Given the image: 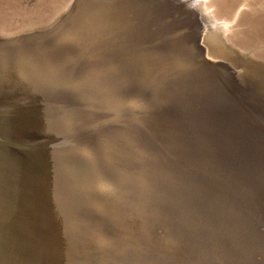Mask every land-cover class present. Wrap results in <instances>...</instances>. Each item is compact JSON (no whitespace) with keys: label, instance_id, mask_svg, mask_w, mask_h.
I'll use <instances>...</instances> for the list:
<instances>
[{"label":"rangeland","instance_id":"374dc122","mask_svg":"<svg viewBox=\"0 0 264 264\" xmlns=\"http://www.w3.org/2000/svg\"><path fill=\"white\" fill-rule=\"evenodd\" d=\"M235 1L245 16L233 30L257 47L258 64L227 70L193 57L200 33L187 19H167L159 5L156 12L139 0H0V139L12 144L0 145V168L17 208L15 237L37 234L44 244L60 225L68 264H264V148L252 125L264 128V0ZM99 121L107 122L98 128ZM68 149L76 162H65ZM46 156L58 171L66 163L69 176L42 175L35 162Z\"/></svg>","mask_w":264,"mask_h":264},{"label":"bare ground","instance_id":"6f19581e","mask_svg":"<svg viewBox=\"0 0 264 264\" xmlns=\"http://www.w3.org/2000/svg\"><path fill=\"white\" fill-rule=\"evenodd\" d=\"M65 2H70V0H63ZM106 1V0H105ZM120 0H114V3L115 2H119ZM123 1V0H121ZM127 2V0H124ZM140 2H143L144 4H148V5H151L153 6L152 9H154L155 11L158 10V7L156 6H160L159 9H163V10H160L161 14L163 12H165L166 16H167V19H172L177 21H181V18H183V20H186V27H189V28H194L196 29V32L197 33H200V44L202 45V47H198L194 44V46H192V50H193V57H202L205 59V61L209 60L211 62H214L213 60H218V61H223V62H226V64L228 63L227 67L225 68L224 66H216V67H219V68H222V69H236V68H240V67H247V68H250V67H253V64H258L256 60L258 58V54L254 53V51L257 49V47H254L255 45L252 44L251 42H249L247 40V37L246 35H244L243 33H241L240 31H235L233 30L234 29V25L232 26V23L234 21L237 20V18L239 19V16L241 14V11H239V9L237 8H240V4H238L237 1L233 2V0H231L232 2L230 3V10L226 11V10H222L220 8H218V5L221 4L222 1H226V0H189L188 2L186 0H139ZM239 1V0H238ZM244 1V0H243ZM248 2V0H245L244 2ZM109 2V1H108ZM220 2V3H219ZM240 2V1H239ZM242 2V1H241ZM240 2V3H241ZM251 2V1H250ZM98 3V2H97ZM110 3V2H109ZM152 3H154V5H152ZM219 3V4H218ZM226 3V2H225ZM255 3V2H254ZM66 4V3H65ZM99 4V3H98ZM111 4V3H110ZM234 4V5H233ZM243 4V3H242ZM241 4V5H242ZM247 4V3H246ZM250 4V3H249ZM253 4V3H252ZM257 4V3H256ZM106 6V5H105ZM232 6H236V9L235 10H232ZM66 7V6H65ZM156 9H155V8ZM251 7V6H250ZM60 8V7H59ZM214 8H217L216 10H214ZM234 8V7H233ZM117 9V8H115ZM210 11H209V10ZM150 10V9H149ZM153 10V11H154ZM85 11V10H84ZM117 12V11H115ZM151 12V10H150ZM157 12V11H156ZM102 13V12H101ZM60 14V13H59ZM106 14V13H105ZM169 14V15H168ZM150 15V14H149ZM56 16V15H55ZM164 15V17H166ZM241 16H245L244 14H241ZM157 17V16H156ZM201 18V20L199 18ZM57 18V17H56ZM112 18V17H111ZM244 17H242L243 19ZM253 18V17H252ZM251 18V19H252ZM255 18V17H254ZM55 19V18H54ZM104 19V18H103ZM258 19V18H257ZM153 20V19H152ZM166 20V19H165ZM254 20V19H253ZM249 21V20H248ZM197 22V23H195ZM162 23H165V22H162ZM173 24H175L173 22ZM181 24V23H180ZM180 24H177V25H173L174 27H176L177 29V26L180 27ZM185 24V23H184ZM183 24V25H184ZM196 24V26H195ZM43 25V24H41ZM32 27V26H30ZM160 27V26H159ZM182 27V26H181ZM185 27V28H186ZM106 28V27H105ZM115 28V27H114ZM135 28V27H134ZM133 28V29H134ZM166 29V28H165ZM183 29V28H182ZM8 30V29H7ZM20 31V30H19ZM103 31V30H102ZM191 31V30H190ZM16 32V31H15ZM14 32V33H15ZM196 32H192L191 31V34H188L187 36L188 37H191V39L193 38L194 35H196ZM186 35V34H185ZM199 35V34H198ZM103 36V35H102ZM115 36V35H114ZM8 38V37H7ZM105 38V37H104ZM238 40V45L235 44V40ZM117 42V41H116ZM190 43H192L190 41ZM191 45V44H190ZM42 46V45H41ZM234 47H236V50L234 49ZM245 52H250L251 53V56H248ZM128 54V53H127ZM141 54V53H140ZM166 54V53H165ZM141 56V55H139ZM147 57V56H146ZM191 57V56H190ZM124 58V57H123ZM139 58V57H138ZM260 58V57H259ZM125 59V58H124ZM131 59V58H130ZM144 59V58H143ZM137 60V59H136ZM142 60V59H141ZM192 60V59H191ZM253 60H256V62H254ZM110 61V60H109ZM113 61V60H112ZM128 61V60H127ZM134 61V60H133ZM138 61V60H137ZM143 61V60H142ZM197 61V60H196ZM121 62V61H119ZM117 61V63H119ZM124 62V60L122 61ZM194 62V61H193ZM198 62V61H197ZM3 63V62H2ZM7 63V61H6ZM203 63V62H202ZM201 63V64H202ZM250 63H252V65H250ZM262 63V62H261ZM116 64V63H115ZM128 64V63H126ZM196 64V63H195ZM200 64V65H201ZM19 65V64H18ZM117 66L121 65V64H116ZM124 65V63H123ZM204 65V64H202ZM208 65V64H207ZM207 65H206V68H207ZM20 66V65H19ZM18 67V66H17ZM201 67V66H200ZM204 67V66H203ZM201 67V68H203ZM264 67V65H263ZM205 68V69H206ZM213 68V67H212ZM211 69V68H209ZM23 70V69H22ZM55 70V69H54ZM74 70V69H73ZM198 70H200V68H198ZM208 71V70H206ZM202 72V70H201ZM7 73V72H6ZM11 73V72H10ZM208 73V72H207ZM210 74H211V71H210ZM238 74V73H237ZM262 74H264V72H262ZM12 75V74H11ZM51 75V74H50ZM244 75V74H243ZM13 76H15L13 74ZM30 76V75H29ZM81 76V75H80ZM103 76V75H102ZM207 76V75H206ZM220 76H221V73H220ZM209 78V77H208ZM213 78V77H212ZM216 78V77H215ZM235 78H237L239 81H240V85L242 84L241 82V79L242 77L238 74L235 76ZM211 79V77H210ZM206 80V79H205ZM216 80V79H214ZM55 81V80H54ZM237 81V80H236ZM17 82V81H16ZM19 82V81H18ZM28 82V81H27ZM82 82V81H81ZM218 82V81H217ZM252 82V81H251ZM11 83V82H10ZM20 83V82H19ZM75 83H78L75 81ZM13 84V82H12ZM23 84V83H22ZM21 84V85H22ZM50 84V83H49ZM86 84V83H85ZM100 84V83H99ZM234 84V83H233ZM17 85V84H15ZM19 86V84H18ZM26 86V85H25ZM57 86V85H56ZM89 86V85H88ZM219 86V85H218ZM239 86V85H238ZM48 87V86H47ZM67 87V86H66ZM8 88V87H7ZM16 88V87H14ZM18 88V87H17ZM20 88V87H19ZM22 88H23V85H22ZM82 88V87H81ZM239 88V87H238ZM245 88V87H244ZM21 89V88H20ZM48 89V88H47ZM66 89V88H65ZM8 90V89H6ZM10 90V89H9ZM18 90V89H17ZM22 90V89H21ZM25 90V89H24ZM31 90V89H30ZM33 90V89H32ZM49 90V89H48ZM61 90V89H59ZM221 90V89H220ZM239 90H241V92L243 93V96L244 97H247L246 96V92L244 89L242 88H239ZM13 91V90H12ZM58 91V90H57ZM56 91V92H57ZM64 91V89H63ZM61 90V92H63ZM9 92V91H8ZM16 92V91H15ZM49 92V91H48ZM60 92V91H58ZM251 92V91H250ZM6 93V92H5ZM18 93V92H17ZM21 93V91H20ZM25 93V92H24ZM51 93V92H50ZM63 93H67V92H63ZM213 93V92H212ZM12 94V93H11ZM53 94V93H52ZM227 94V93H226ZM26 95V94H25ZM43 95V94H42ZM41 95V97H42ZM214 95V94H213ZM249 95V93H248ZM251 95V94H250ZM260 95V94H259ZM23 96V95H22ZM29 96V95H28ZM39 96V95H38ZM37 96V97H38ZM48 96V95H47ZM56 96V95H55ZM106 96V95H105ZM212 96V95H211ZM210 96V97H211ZM27 97V96H26ZM33 97V96H32ZM31 97V99L33 100V98ZM36 97V98H37ZM52 97V96H51ZM231 97V96H230ZM255 97V96H254ZM259 97V96H258ZM264 97V96H263ZM262 97V98H263ZM21 98V97H20ZM35 98V99H36ZM105 98V97H104ZM25 99V98H24ZM29 99V98H28ZM108 99V98H107ZM124 99V98H123ZM254 99V98H253ZM26 100V99H25ZM41 100V98L39 99ZM67 103L69 102H73L71 101L70 98L68 99H64ZM99 100V99H98ZM97 100V101H98ZM232 100V99H231ZM230 100V101H231ZM14 101V100H13ZM16 101V100H15ZM27 101V100H26ZM29 101V100H28ZM44 101V99H43ZM52 101V100H51ZM59 101V100H58ZM109 101V100H108ZM107 101V103H108ZM233 101V100H232ZM255 101V100H254ZM263 101V100H262ZM32 102V101H31ZM36 102V101H35ZM61 102V101H60ZM105 102H106V99H105ZM133 102V101H132ZM135 102V101H134ZM227 102V101H226ZM256 102V101H255ZM15 103V102H13ZM19 103V102H18ZM17 103V104H18ZM21 103V101H20ZM112 103V102H111ZM116 103V102H115ZM126 103V102H125ZM124 103V104H125ZM230 103V102H229ZM257 103V102H256ZM7 104V103H6ZM135 104V103H134ZM237 104V103H236ZM260 104V103H259ZM9 105V104H7ZM19 105V104H18ZM17 105V106H18ZM32 105V104H31ZM35 105V104H34ZM132 105V103H131ZM16 106V105H15ZM27 106V105H26ZM75 106V105H74ZM123 106V105H122ZM135 106V105H134ZM228 106V105H227ZM233 106V104H232ZM3 107V106H2ZM13 107V106H11ZM107 107V106H106ZM133 107V106H132ZM259 107V106H258ZM17 108V107H16ZM15 108V109H16ZM114 108V107H113ZM124 108V106L122 107ZM128 108H131L130 107H127ZM134 108V107H133ZM136 108V107H135ZM238 108L241 110H243V108L241 109V106H238ZM261 108V107H260ZM5 109V108H4ZM11 109V108H10ZM19 109V108H18ZM30 109V108H29ZM120 109V108H119ZM126 110V108H124ZM123 109V110H124ZM211 109V108H210ZM227 109V108H226ZM9 110V108H8ZM17 110V109H16ZM15 110V111H16ZM131 110V109H130ZM215 110V109H214ZM238 110V109H236ZM20 111V110H18ZM23 111V110H21ZM107 111V110H106ZM114 111V110H113ZM134 111V110H133ZM245 111V110H244ZM132 112V111H130ZM242 112V111H241ZM263 112V110H262ZM20 113V112H19ZM28 113V112H27ZM35 113V112H34ZM57 113V112H56ZM97 113V112H96ZM126 113V112H124ZM233 113V112H232ZM247 113V112H246ZM11 114V113H10ZM16 114V113H15ZM39 114V113H38ZM118 114V113H117ZM116 114V115H117ZM133 114V113H132ZM139 114H141L139 112ZM5 115V114H4ZM22 115V113H21ZM29 115V114H28ZM36 115V114H35ZM59 115V114H58ZM115 115V114H114ZM164 115V114H163ZM238 115V114H237ZM248 115V114H247ZM27 116V115H26ZM121 116V115H120ZM126 116V115H125ZM138 116V115H137ZM193 116V115H192ZM1 117V116H0ZM3 117V115H2ZM6 117V116H4ZM20 117V116H19ZM30 117V116H29ZM32 117V116H31ZM149 117V116H148ZM238 117V116H237ZM248 117V116H247ZM55 118V117H54ZM129 118V117H128ZM131 118V117H130ZM134 118V117H133ZM132 118V119H133ZM142 118V116H141ZM56 119V118H55ZM137 119H139L137 117ZM148 119V118H147ZM177 119V118H176ZM227 119V118H226ZM246 119V118H245ZM251 120V123H253V120L251 118H249ZM31 120V119H30ZM47 120V119H46ZM139 120H142V119H139ZM243 120V119H242ZM28 121V120H27ZM33 121V120H32ZM136 121V120H135ZM150 121V120H149ZM9 122V121H8ZM29 122V121H28ZM107 122V121H106ZM106 122H96L95 125H99L97 126L98 128L101 127L102 125L104 126V124ZM133 122V121H132ZM148 122V121H147ZM172 122V121H171ZM11 123V122H10ZM27 123V122H26ZM33 123V122H32ZM57 123V122H56ZM81 123V122H80ZM134 123V122H133ZM137 123V122H136ZM139 123V122H138ZM146 123V122H145ZM247 123V122H246ZM16 124V123H15ZM29 124V123H28ZM46 124H48V122H46ZM63 124V123H62ZM101 124V125H100ZM2 124H0L1 126ZM5 125V124H4ZM93 125V126H95ZM106 125V124H105ZM141 125V124H140ZM143 125V124H142ZM254 126V132L256 133V135L258 136V140L260 139V143L262 142L261 146L264 148V128H262L261 126L259 125H256V124H252ZM7 126V125H6ZM12 126V125H11ZM24 126V124H23ZM109 126H112V125H109ZM116 126V124L114 125V127ZM118 126V125H117ZM137 126V125H136ZM147 125H145V128H146ZM66 127V126H65ZM106 127V126H105ZM5 128V127H4ZM3 128V129H4ZM144 128V129H145ZM2 129V128H1ZM2 129V130H3ZM7 129V128H6ZM41 129V128H40ZM59 129V128H58ZM63 129V128H62ZM110 129V127H109ZM112 129V128H111ZM142 129V130H144ZM195 129V128H194ZM248 129V128H247ZM14 130V129H13ZM18 130V129H17ZM86 131L82 134H80L79 132H76V134H80L78 135L77 137L79 136H83L85 134H88L90 133L92 130H94V128H92L90 126V128L88 127V129H85ZM128 130V129H127ZM141 130V129H140ZM192 130V129H191ZM7 131V130H6ZM37 131V130H35ZM61 131V130H60ZM117 131V130H115ZM155 131V130H154ZM246 131V130H245ZM32 132V131H31ZM68 132V131H67ZM100 132V131H99ZM102 132V130H101ZM253 132V133H254ZM33 133V132H32ZM43 133V132H42ZM58 133V132H57ZM245 133V132H244ZM252 133V132H251ZM9 134V133H7ZM61 134V132H60ZM91 134V133H90ZM4 135V134H3ZM15 135V134H14ZM65 135V134H64ZM69 135V134H68ZM75 135V134H74ZM99 135V134H97ZM255 135V134H254ZM5 136V135H4ZM94 136V135H93ZM136 136V135H135ZM8 137L10 138V136L8 135ZM42 137V136H41ZM65 137V136H64ZM68 137V136H67ZM98 137V136H97ZM100 137V136H99ZM105 137V136H104ZM240 137V136H239ZM243 137V136H242ZM249 137H252V136H249ZM89 138H90V135H89ZM244 138V137H243ZM254 138V137H253ZM257 138V137H256ZM12 139V138H11ZM56 139V138H55ZM59 139V138H58ZM63 139V138H62ZM112 139V138H110ZM134 139V138H133ZM48 140V139H46ZM50 140V139H49ZM71 140V139H70ZM104 140V139H103ZM109 140V139H108ZM138 140V139H137ZM12 141V140H11ZM18 141V140H17ZM22 141V140H21ZM42 141V140H41ZM53 141V140H52ZM86 141V140H85ZM90 141V140H89ZM241 141V140H240ZM26 142V141H25ZM57 142V141H56ZM72 142V141H71ZM75 142V141H74ZM136 142V141H135ZM256 142V141H255ZM60 143V142H59ZM235 143V142H234ZM251 143V142H250ZM76 144V143H75ZM80 144V143H79ZM82 144H83V141H82ZM94 144V143H93ZM170 144V143H169ZM248 146H249V143H247ZM255 144V143H254ZM16 145V144H15ZM90 145V144H89ZM87 145V146H89ZM253 145V144H252ZM17 146V145H16ZM23 146V145H22ZM44 146V145H43ZM61 146V145H60ZM64 146V145H63ZM73 146V145H72ZM86 146V145H85ZM54 147V146H53ZM254 147V146H253ZM39 148V147H38ZM48 147H46V150H47ZM51 148V147H50ZM49 148V149H50ZM64 148V147H63ZM70 148V147H69ZM143 148V147H142ZM232 148V147H231ZM242 148V147H240ZM247 148V147H244V149ZM257 148V147H256ZM32 149V148H31ZM34 149V148H33ZM32 149V150H33ZM60 149V148H59ZM65 149V148H64ZM78 149V148H77ZM237 149V148H236ZM252 149V148H251ZM251 149H250V152H251ZM61 150V149H60ZM69 150V149H68ZM95 150V149H94ZM136 150V149H135ZM232 150V149H231ZM254 150H255V147H254ZM5 151V150H4ZM27 151V150H26ZM66 151V149H65ZM70 151V150H69ZM76 151V150H75ZM145 151V149H144ZM143 151V152H144ZM242 151V150H241ZM249 151V150H248ZM25 152V150H24ZM28 152V151H27ZM29 152H30V149H29ZM36 152V151H35ZM38 152V151H37ZM50 152V150H49ZM71 152V151H70ZM136 152V151H135ZM141 152V151H140ZM237 152V151H236ZM244 152V151H243ZM8 153V152H7ZM14 153V152H13ZM18 153V152H17ZM59 153V152H58ZM57 153V154H58ZM61 153V152H60ZM68 153V152H66ZM72 154L69 155L70 158H66L67 161H65L66 163L67 162H76L74 160H76L75 158H77V154L74 155V152L72 151L71 152ZM118 153V152H117ZM27 154V153H26ZM36 154V153H35ZM51 154V153H50ZM48 154V155H50ZM55 154V153H54ZM55 154V155H57ZM62 154V153H61ZM138 154V153H137ZM254 154V153H253ZM29 155V154H28ZM52 155V156H51ZM50 158H53V154H51ZM54 155V156H55ZM60 155V154H59ZM72 155V157H71ZM238 155V154H237ZM246 155V154H245ZM248 155V154H247ZM252 155V154H251ZM261 155V154H260ZM33 156V155H32ZM38 156V155H37ZM66 156V155H65ZM64 156V157H65ZM128 156V155H127ZM142 156V155H141ZM239 156V155H238ZM241 156V155H240ZM259 156V155H258ZM13 157V156H12ZM47 159H43L41 161H38V162H35V165L37 166V170L40 171V173L48 178H52V179H61V178H67L69 175V173H67L66 169L64 166L66 165V163L64 164V166L62 165L63 169H60L59 171L57 170L58 168L54 165L55 162H53L48 156H46ZM56 157V156H55ZM131 157V156H130ZM133 157V155H132ZM246 156H244L245 158ZM253 157V156H252ZM15 158V157H14ZM23 158V157H22ZM37 158V157H36ZM129 158V157H128ZM239 158V157H238ZM249 158V157H248ZM251 158V157H250ZM25 159V158H24ZM34 159V158H33ZM60 159V158H59ZM127 159V157H126ZM230 159V158H229ZM81 160V159H80ZM129 160V159H128ZM242 160V159H241ZM1 161V160H0ZM5 161V160H4ZM18 161V160H17ZM22 161V160H21ZM25 161H29L27 159H25ZM62 161V159H61ZM132 161V160H131ZM250 161V160H249ZM258 161V160H257ZM15 162V161H14ZM63 162V161H62ZM126 162V161H125ZM260 162V160H259ZM25 163V162H24ZM27 163V162H26ZM34 163V162H33ZM31 163V164H33ZM57 163V162H56ZM55 163V164H56ZM78 163V162H77ZM81 163V162H80ZM79 163V164H80ZM147 163V162H146ZM210 163V162H209ZM238 163V162H237ZM1 164V163H0ZM14 164V163H13ZM12 164V165H13ZM16 166L17 163H15ZM20 164V163H19ZM74 164V163H73ZM194 164V163H193ZM208 164V163H207ZM234 164V163H233ZM241 164V163H240ZM247 164V163H245ZM249 164V163H248ZM252 164V163H251ZM256 164V163H254ZM29 165V164H28ZM125 165V164H124ZM146 165V164H145ZM150 165V163H149ZM253 165V164H252ZM251 165V167H252ZM262 165V164H261ZM3 166V165H2ZM6 166V165H5ZM15 166V167H16ZM32 166V165H30ZM29 166V167H30ZM77 166V164H76ZM237 166V165H236ZM242 166V164L240 165ZM243 166H244V163H243ZM242 166V167H243ZM250 166V165H249ZM258 166V165H257ZM1 167V166H0ZM68 167V166H67ZM82 167V166H81ZM141 167V166H140ZM239 167V166H238ZM255 167V166H254ZM264 167V166H263ZM32 168V167H31ZM35 168V166H34ZM33 168V169H34ZM65 168V169H64ZM129 168V167H127ZM133 168V167H132ZM146 168V167H145ZM246 168V167H244ZM17 169V168H16ZM33 169H31L30 171H32ZM77 169V168H76ZM126 169V168H125ZM242 169V168H241ZM240 169V170H241ZM249 169V168H248ZM253 169V168H252ZM258 169V168H256ZM255 169V170H256ZM260 169V168H259ZM262 169V167H261ZM9 170V168H8ZM13 170V168H12ZM25 170V168H24ZM246 170V169H245ZM254 170V169H253ZM252 172L254 173L255 171ZM28 171V169H27ZM140 171V170H139ZM13 172V171H12ZM12 172H11V175H12ZM23 172V171H22ZM81 172V171H80ZM117 172V171H116ZM123 172V171H121ZM152 172V171H151ZM243 172V171H242ZM248 172V171H247ZM262 172V171H261ZM264 172V171H263ZM17 173V172H16ZM24 173V172H23ZM31 173V172H30ZM37 173V172H36ZM39 173V174H40ZM71 173V172H70ZM143 173V172H142ZM149 173V172H148ZM239 173V172H238ZM237 173V174H238ZM15 174V173H14ZM20 174V173H18ZM32 174H33V171H32ZM38 174V173H37ZM74 174V173H73ZM233 174V173H232ZM236 174V173H235ZM240 174V173H239ZM247 174V173H245ZM244 174V175H245ZM243 175V174H242ZM249 175V174H248ZM10 176V175H9ZM32 176V175H31ZM34 176V175H33ZM37 176V175H36ZM86 176V175H85ZM119 176V175H118ZM238 176V175H237ZM25 177V176H24ZM78 177V176H77ZM125 177V175H124ZM151 177V176H150ZM154 177V176H153ZM241 177V176H240ZM247 177V176H246ZM13 178V177H12ZM10 177V179H12ZM22 178V177H20ZM40 178V177H39ZM120 178V177H119ZM159 178V176H158ZM250 178V176H249ZM19 179V178H18ZM42 179V178H41ZM44 179V178H43ZM71 179V178H70ZM74 179V178H73ZM78 179V178H77ZM80 179V177H79ZM88 179V178H87ZM234 179V178H233ZM45 180V179H44ZM49 180V179H48ZM67 180V179H66ZM65 180V181H66ZM69 180V179H68ZM67 180V181H68ZM76 180V179H74ZM138 180V179H137ZM156 180V179H155ZM231 179H229L230 181ZM236 180V179H235ZM243 180V179H242ZM247 179L245 178V181ZM252 180V179H251ZM13 181V180H12ZM16 181V180H15ZM20 181V180H19ZM60 181V180H59ZM58 181V183H59ZM115 181V180H114ZM118 181V180H117ZM226 181V180H225ZM248 181V180H247ZM10 180L8 178V173H5L4 169L0 168V264H68L69 262V254H67L65 251H66V242L65 240V230L62 229L60 227V225H50L53 226V229L51 230V237H49L50 239L49 240H46V242L44 244H41V242L39 241V237H37V234L34 236L32 235V237H30L29 241H26V239H22L21 237H19L18 235L15 237V234L14 233L16 231V229H18L17 227H15V230H14V226H16L14 224V216H16V209L14 210V206H10L9 202L12 201L14 198L12 197V200L10 198V193L8 192V184H9ZM33 182V181H32ZM39 182V180H38ZM51 182V181H50ZM61 182V181H60ZM155 182V181H154ZM241 182V181H240ZM249 182V181H248ZM16 183V182H15ZM54 183V182H52ZM63 183H64V179H63ZM66 183V182H65ZM69 183V181H68ZM74 183V182H73ZM73 183L71 185H73ZM149 183V181H148ZM23 184V183H22ZM37 184V183H36ZM39 184V183H38ZM42 184V181L41 183ZM45 185H47L46 183H44ZM42 184L41 186L43 187ZM56 184V183H54ZM61 184V183H60ZM136 184V183H135ZM238 184V183H237ZM236 184V185H237ZM11 185V184H10ZM14 185V184H13ZM24 185V184H23ZM49 185V184H48ZM59 185V184H58ZM69 185V184H67ZM66 185V186H67ZM82 185V184H81ZM121 185V184H120ZM153 185V184H152ZM161 185V184H160ZM169 185V184H168ZM234 185V184H233ZM247 186L249 184H246ZM40 186V185H39ZM138 186V184H137ZM235 186V185H234ZM233 186V187H234ZM241 186V185H240ZM19 187V185H18ZM25 187V186H24ZM42 187H39L42 188ZM45 187V191L46 194L48 195V197L50 198V194L49 192L47 191L46 189V186ZM59 187V186H58ZM61 187V186H60ZM68 187V186H67ZM81 187V186H80ZM146 187V186H145ZM238 187V185H237ZM10 188V187H9ZM37 188V187H36ZM111 188H114L113 186H111ZM119 188V186H118ZM132 188V187H131ZM12 189V187L10 188ZM16 189V188H15ZM18 189V188H17ZM22 189V187H21ZM54 189V188H53ZM51 189V190H53ZM71 189V188H70ZM141 189V188H140ZM238 189V188H237ZM60 190V189H59ZM65 190V189H64ZM72 190V189H71ZM77 190V189H75ZM239 190V189H238ZM19 191V190H18ZM32 191V190H31ZM56 191V190H55ZM87 191V190H86ZM113 191V190H112ZM157 191V190H156ZM252 191V190H251ZM11 192V191H10ZM68 192V191H67ZM37 193V192H36ZM43 193V192H42ZM53 193V192H52ZM107 193V192H106ZM31 194V193H30ZM28 194V195H30ZM57 194H58V191H57ZM61 194V193H60ZM77 194V193H76ZM114 194V193H113ZM237 194V193H236ZM14 194H12L11 196H13ZM34 195V194H33ZM62 195V194H61ZM67 195V194H66ZM142 195V194H141ZM160 195V194H159ZM20 196V195H19ZM70 196V195H69ZM76 196V195H75ZM79 196V195H78ZM163 196V195H162ZM18 197V196H17ZM44 197V196H43ZM29 198H32L31 196ZM53 198V196L51 197ZM50 198V199H51ZM55 198V197H54ZM58 198V197H57ZM77 198V197H76ZM142 198V197H140ZM163 198V197H162ZM236 198V197H235ZM241 198V197H240ZM16 199V197H15ZM45 199V198H44ZM75 199V198H73ZM138 199V198H137ZM237 199V198H236ZM24 200V199H23ZM34 200H38V199H34ZM48 200V199H47ZM54 200V199H53ZM61 200V199H60ZM66 200V199H65ZM105 200V199H104ZM220 200V199H219ZM245 200V199H244ZM14 201V200H13ZM70 201V200H69ZM74 201V200H73ZM76 201V200H75ZM137 201V200H136ZM158 201V200H157ZM163 201V200H162ZM240 201V200H239ZM18 202V200H17ZM34 201H32L33 203ZM54 202V201H53ZM58 202V200H57ZM63 202V201H62ZM109 202V201H108ZM132 202V201H131ZM160 202V201H159ZM30 203V202H29ZM31 203V204H32ZM55 203H56V200H55ZM86 203V202H85ZM101 203V202H100ZM105 203V202H104ZM162 203V202H161ZM241 203V201H240ZM244 203V202H243ZM22 203H20V206H21ZM25 204V202H24ZM61 204V203H60ZM83 204V203H82ZM89 204V202H88ZM247 204V203H246ZM16 205V204H15ZM30 205V204H29ZM35 204H33L34 206ZM42 205V204H41ZM103 205V204H102ZM160 205V204H159ZM253 204L250 205V207L252 206ZM28 206V205H27ZM40 206V205H39ZM47 206V205H46ZM46 206H45V209H46ZM73 206V205H72ZM246 206V205H245ZM248 206V205H247ZM17 207V206H16ZM111 207V206H110ZM145 207V206H144ZM72 208V207H71ZM75 208V207H74ZM238 208V207H237ZM240 208V207H239ZM29 209V208H27ZM26 209V210H27ZM61 209V208H60ZM246 209V208H245ZM36 210V209H34ZM44 210V209H43ZM58 210V209H57ZM63 210V209H62ZM99 210V209H98ZM103 210V209H102ZM138 210V209H137ZM240 210V209H239ZM238 210V211H239ZM66 211V210H65ZM107 211V210H106ZM244 211V210H243ZM247 211H249L247 209ZM32 212V211H31ZM109 212V211H108ZM19 213V212H18ZM30 213V212H29ZM33 213V212H32ZM45 213V212H44ZM70 213V212H69ZM75 213V212H74ZM81 213V212H80ZM95 213V212H94ZM244 213V212H243ZM37 214V213H36ZM67 214V212H66ZM77 214V213H76ZM34 215V214H33ZM46 215V214H45ZM44 215V216H45ZM35 216V215H34ZM75 216V215H74ZM148 216V215H147ZM52 217V216H51ZM66 217V216H65ZM64 217V218H65ZM146 217V216H145ZM21 218V217H20ZM24 218V217H23ZM38 218V217H37ZM47 218V216L45 217ZM77 218H82V217H77ZM98 218V217H97ZM16 219V217H15ZM66 219V218H65ZM68 219V218H67ZM26 220V219H25ZM31 220V218H30ZM33 220V219H32ZM36 219H34L33 221H35ZM69 220V219H68ZM76 220V219H75ZM24 221V220H23ZM37 221V220H36ZM40 221V220H38ZM91 221V220H90ZM138 221V220H137ZM56 222V221H55ZM40 223V222H39ZM43 223V222H42ZM60 223V222H59ZM76 223V222H75ZM141 223V222H140ZM22 224V223H21ZM36 224V223H35ZM89 224V223H88ZM142 224V223H141ZM28 227L30 225L26 224ZM41 225V224H40ZM81 225V223H80ZM33 226V225H32ZM49 226V225H48ZM47 226V227H48ZM98 226V225H97ZM135 226V225H134ZM21 227V226H20ZM35 227V226H34ZM33 227V228H34ZM40 227V226H39ZM73 227V226H72ZM85 227V226H83ZM44 228V227H42ZM46 228V227H45ZM51 228V227H50ZM134 228V227H133ZM41 229V227H40ZM48 229V228H47ZM89 229V228H88ZM87 229V230H88ZM26 230V229H25ZM42 230V229H41ZM49 231V230H48ZM89 231V230H88ZM87 231V232H88ZM91 231V230H90ZM132 231V230H131ZM144 231V230H143ZM146 231V230H145ZM34 232V231H33ZM39 232V231H38ZM37 232V233H38ZM41 232V231H40ZM39 232V233H40ZM78 232V231H77ZM81 232V231H80ZM86 232V231H85ZM86 232V233H87ZM94 232V231H93ZM25 233V232H24ZM76 233V232H75ZM95 233V232H94ZM140 233V232H139ZM146 233V232H144ZM20 234V233H19ZM27 234V233H26ZM31 235V233H29ZM33 234V233H32ZM47 234V233H46ZM91 234V233H90ZM126 234V233H125ZM28 235V234H27ZM40 235V234H39ZM137 235V234H136ZM147 235V234H146ZM21 236V235H20ZM91 236V235H90ZM96 235H94L95 237ZM150 236V235H149ZM44 238V236H42ZM84 237V236H83ZM82 237V238H83ZM87 237V236H85ZM93 237V238H94ZM101 237V235H100ZM138 237V236H136ZM146 237V236H145ZM79 237V239H82ZM103 238V237H102ZM135 238V237H134ZM95 239V238H94ZM138 239V238H137ZM83 240V239H82ZM98 240V239H97ZM147 240V238H146ZM78 241V240H77ZM81 241V240H80ZM88 241V240H87ZM86 241V242H87ZM94 241V240H93ZM75 242V241H74ZM79 242V241H78ZM98 242V241H97ZM111 242V241H110ZM144 242V241H143ZM83 243V242H82ZM90 243V242H88ZM94 243V242H93ZM126 243V242H125ZM162 243V242H161ZM87 244V243H86ZM69 245V244H68ZM73 245V244H72ZM79 245V244H78ZM91 245H93L91 243ZM98 246V244H96ZM95 245V246H96ZM158 245V243H157ZM101 246V244H100ZM148 246V245H147ZM144 247V246H143ZM149 247V246H148ZM77 248V247H75ZM73 249V248H71ZM78 249V248H77ZM85 249V247H84ZM91 249V248H90ZM151 249V248H150ZM154 249V248H153ZM100 250V249H99ZM173 250V249H172ZM77 252V250H75ZM81 253L83 252L82 250H80ZM85 251V250H84ZM72 252V251H71ZM89 252V251H88ZM165 252V251H164ZM171 252V251H170ZM69 253V252H68ZM137 253V252H136ZM71 254V253H70ZM74 254V253H72ZM76 254V253H75ZM78 254V253H77ZM76 254V255H77ZM75 255V256H76ZM99 255V254H97ZM73 256V255H72ZM88 256V255H87ZM111 256V255H110ZM84 257V256H83ZM86 257V256H85ZM97 257V256H96ZM76 257H74L75 259ZM86 258H89V257H86ZM93 258V257H91ZM109 258V257H108ZM85 259V258H84ZM110 259V258H109ZM73 261V259H72ZM76 261V260H75ZM73 261V262H75ZM96 261V260H95ZM103 261V260H102ZM111 261V260H110ZM81 262V260H80ZM72 263V262H71ZM79 263V261H78ZM82 263V262H81ZM96 263V262H95ZM108 263V262H107ZM113 263V262H112ZM76 264V263H75ZM90 264V263H89Z\"/></svg>","mask_w":264,"mask_h":264},{"label":"water","instance_id":"95a60500","mask_svg":"<svg viewBox=\"0 0 264 264\" xmlns=\"http://www.w3.org/2000/svg\"><path fill=\"white\" fill-rule=\"evenodd\" d=\"M20 33V32H19ZM198 47H202L201 46V44H199L198 45ZM208 62H209V64H219V66L221 65V66H224V67H227V65L224 63V62H221V61H215V62H211V61H209V60H207ZM228 68V67H227ZM20 130V129H19ZM22 131V130H21ZM28 141H29V143L31 144L30 146H33V147H35L36 146V144L34 145L33 144V139H28ZM0 145H3V146H12V144L11 143H8V142H5V141H2L1 139H0ZM17 148H20V147H17Z\"/></svg>","mask_w":264,"mask_h":264}]
</instances>
